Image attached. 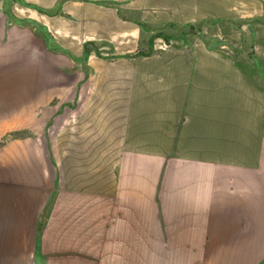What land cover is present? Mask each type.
<instances>
[{"label":"crops","instance_id":"obj_1","mask_svg":"<svg viewBox=\"0 0 264 264\" xmlns=\"http://www.w3.org/2000/svg\"><path fill=\"white\" fill-rule=\"evenodd\" d=\"M94 250L264 264V0H0V264Z\"/></svg>","mask_w":264,"mask_h":264},{"label":"rangeland","instance_id":"obj_2","mask_svg":"<svg viewBox=\"0 0 264 264\" xmlns=\"http://www.w3.org/2000/svg\"><path fill=\"white\" fill-rule=\"evenodd\" d=\"M26 57L27 55H25L24 53H21L20 55V61L18 63H15L14 65H17L16 68H17V71L18 72V78H16L14 81H15V85H18V86H26L27 84V80L25 79V74L27 71L31 72V71H37L38 69H40V67L42 66L41 63H38L36 62L35 60L34 61H31V62H28L26 61ZM15 72V73H16ZM29 81H31V79H29ZM7 81L4 80V84L6 83ZM14 84V83H13ZM3 130L6 129V127H2ZM94 253V256L95 258H92L95 262L94 264H101L100 263V258H101V262L102 264H106L108 262V255H107V250H94L93 251ZM98 255V256H97ZM84 258H87V259H91L89 256H84ZM98 258V260H97Z\"/></svg>","mask_w":264,"mask_h":264}]
</instances>
